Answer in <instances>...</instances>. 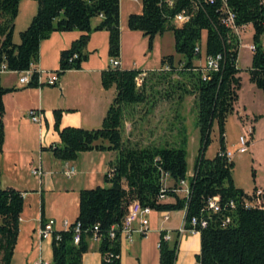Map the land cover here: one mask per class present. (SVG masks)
Instances as JSON below:
<instances>
[{
	"label": "trees",
	"instance_id": "1",
	"mask_svg": "<svg viewBox=\"0 0 264 264\" xmlns=\"http://www.w3.org/2000/svg\"><path fill=\"white\" fill-rule=\"evenodd\" d=\"M36 7L30 20L18 30V41L12 40L14 18L19 0H0V62L19 71L30 61H36L38 45L53 30L76 28L80 33L70 45L59 51L58 67L61 74L67 68H77L87 56L84 46L92 30L107 31V52H119V0H35ZM169 6L164 0H140V10L126 15V26L138 29L151 38L157 32L169 29L173 36V54H163L155 69L158 78L170 82V92L186 91L192 94L196 107V125L199 145L193 157L192 170L187 176L186 138L177 143L130 144L122 138L123 117L134 103L146 100L143 85H136L134 76L141 68L110 65L100 70L103 87L114 86V95L107 105L97 127L77 125L59 126L60 108L53 109V126L58 142L46 148L59 159L75 158L81 150L112 149L114 155L107 162L102 178L106 184H95L78 191L77 214L66 228L51 233L50 264H80L82 253L88 248L92 226L97 224L100 253L99 264L119 263V240L110 239V225L118 223L128 203L137 200L142 207L154 211L184 210L185 226L195 216L205 225H196L199 251L194 255L197 264H264V208L245 207L246 192L235 185L231 176L232 159L220 152L225 148L224 121L233 111L239 87L236 64L238 38L221 21L220 0H173ZM235 13V22H249L253 31L248 76L264 94V0H227ZM181 7L191 11L188 20L176 24L174 12ZM93 18H98L92 24ZM76 55H72L73 53ZM217 67H206L194 60L215 56ZM166 64L168 67L163 68ZM32 73L25 85H38ZM204 76V77H203ZM171 78V79H170ZM13 86L0 85V143L2 141V94ZM163 96L170 95L166 89ZM129 112V111H128ZM213 123L216 125L218 145L212 156L204 155L210 140ZM111 173L108 174V169ZM163 173L172 179L171 185L161 181ZM187 177L188 195L178 196V180ZM254 189V188H253ZM252 189V190H253ZM169 196L172 201H163ZM212 196L218 197V210L207 206ZM232 201V206L229 202ZM22 195L12 186L0 185V264H9L18 232ZM228 219V221H225ZM78 222L79 239L72 242L74 225ZM160 231L157 264H173L177 250V235L161 239Z\"/></svg>",
	"mask_w": 264,
	"mask_h": 264
},
{
	"label": "crops",
	"instance_id": "2",
	"mask_svg": "<svg viewBox=\"0 0 264 264\" xmlns=\"http://www.w3.org/2000/svg\"><path fill=\"white\" fill-rule=\"evenodd\" d=\"M19 10L20 0L14 23L18 21V27L21 28L28 23L35 10L33 8L29 10L30 12L27 10L20 17ZM97 19L93 18L91 23L94 24ZM118 25L120 31V24ZM247 25H250V32L248 34L249 40L245 43L251 41L253 31L251 23H247ZM79 33L80 30L76 28L51 31L47 37L39 41L38 55L33 66L37 69H56L59 51L69 46L71 40L76 38ZM12 40L18 41L14 37V30ZM100 42L107 45V31L105 29L92 30L84 46V50L87 52L86 58L80 62L79 67L67 68L58 74L56 84L41 83L37 86H25L17 80V77H13V74H17V72L11 69L2 72L0 75L1 86H13L11 90L2 94L4 123L0 143V178L4 170L8 172L9 182L3 186H12V188L19 190L22 195L18 232L9 264H28L39 258L50 262L51 236L40 237L38 228L48 219H52L53 230L63 229V223H70L77 214L78 191L81 188H90L95 184L103 185L99 178L106 170L108 160L114 155L112 149L81 150L75 158L62 160L54 157L51 151L46 148L50 143L59 141L58 133L53 126L54 108L61 110L59 126L77 125L86 128L99 126L105 109L114 95L113 85L105 88L100 83V70L106 67L108 59L106 62V60L99 61L93 57L96 44ZM239 47L240 44L238 45L237 56ZM118 54L120 56V47ZM250 57L249 63L245 66L246 69L250 65ZM194 61L200 63L198 59ZM119 66L126 67L122 64ZM237 67L240 83L237 88V98L233 103V112L237 113L239 123L243 127L246 124V119L250 123L256 119L255 115L258 110L252 106L254 96L257 99L255 104L256 102L261 103L262 111H264V95L261 97V89L249 79L248 72L244 75L245 83L242 81L241 68L238 65ZM243 88L251 92L249 97L253 99L240 97ZM28 108H36L41 111L42 120L40 123L34 121L30 123L27 120L28 117L26 118L25 114ZM250 125L253 130L254 124L251 123ZM154 137L155 135L152 133L150 135L149 132L141 135V141L145 144L160 143ZM250 146H252V142H250L247 150ZM225 148L229 149L226 145ZM24 164L27 167L33 166L41 169V173L34 183L18 184L21 178L19 167ZM69 164H72L75 170L67 176L62 169ZM191 170L192 167L187 172V176L190 175ZM185 179L187 180V177ZM164 184L171 185L172 179L167 177ZM234 184L243 191L249 192L256 186L264 188V178L259 181L255 179L250 189H246L235 182ZM175 192L180 197L184 196L182 191L177 190ZM29 196L31 199L26 201V208L25 198ZM163 201H172V198L166 196ZM164 213L167 214V219H163ZM183 217V209L173 211L149 210L146 214L148 231L145 236H141L133 230L130 241L127 239L119 240V263L157 264V243L160 231L176 230ZM138 224V221H134L132 229H136ZM198 251V232L185 234L178 241L173 264H195L194 255ZM99 263L100 253L97 250V244L89 239L88 248L82 253L80 264Z\"/></svg>",
	"mask_w": 264,
	"mask_h": 264
},
{
	"label": "rangeland",
	"instance_id": "3",
	"mask_svg": "<svg viewBox=\"0 0 264 264\" xmlns=\"http://www.w3.org/2000/svg\"><path fill=\"white\" fill-rule=\"evenodd\" d=\"M19 3V2H18ZM35 0H20L19 17L25 11L35 10ZM30 8V9H29ZM18 10V6H17ZM140 10V0H119L118 8V24H120L119 31V47H120V65L126 67H135L145 69V74L142 75L140 85H143L146 90V100L139 103L129 105L124 117L122 127V138L128 141L130 144H145L141 141V135H145L150 132L155 135V139L160 143H177L181 140V137L185 136L186 143V163L187 172L192 167V159L197 151L199 145V131L196 125V107L192 94L186 91L170 92V82L165 79L157 77L155 69L159 65V58L163 54H173L177 59L178 53L174 50L173 36L169 29H165L162 32H157L151 38L150 45H148V37L138 29H130L126 26V15L131 11ZM34 12V11H33ZM17 14V13H16ZM29 14V13H28ZM31 18V17H30ZM30 20V19H29ZM19 23L16 21L13 24L14 37L18 40V30L23 27H18ZM26 26V25H23ZM250 32V25H247L241 34V43L237 56V65L241 68L240 73L242 75V81L245 83L247 74L245 66L249 63V57L251 50L248 49L245 42L249 39L248 34ZM252 41V40H251ZM98 42V41H97ZM261 45L264 47V34L261 35ZM119 53V52H118ZM109 56L107 52L106 43L100 42L96 44V49L93 52V57L96 60L103 61ZM198 62H204V58L200 57ZM49 70V69H45ZM13 77H17V74H13ZM12 77V79H13ZM171 79V78H170ZM29 86V85H25ZM37 86V85H33ZM168 90L170 95L163 96L165 90ZM251 92L243 88L240 93L242 99H253L249 97ZM264 95L263 93L261 94ZM254 101L252 106L258 110L255 120H252L253 130L251 127L250 142L252 146L248 150L239 152L235 150L237 135L242 132L247 124H251L247 119L246 124L243 127L240 125L238 115L236 112L227 114L224 121V144L232 151V166L231 176L234 182L240 186H244L246 189H250L253 186L254 180L259 181L264 178V111H262V105ZM26 118L28 117L27 114ZM25 117V116H24ZM30 123L33 122L29 118ZM2 129L4 123V115L1 116ZM242 128V129H241ZM172 135H171V134ZM33 138V134L31 133ZM218 145L216 125L213 123L210 131V140L204 148L205 156H212ZM25 164L19 167L20 179L18 184H25L24 182H35L37 175L31 174V168ZM64 177V176H62ZM0 184L3 186L9 182V174L5 170L0 178ZM99 181L103 184L106 182L102 177ZM37 186V185H36ZM31 197L25 198L26 201ZM187 235V234H186ZM158 252V250H157Z\"/></svg>",
	"mask_w": 264,
	"mask_h": 264
},
{
	"label": "built area",
	"instance_id": "4",
	"mask_svg": "<svg viewBox=\"0 0 264 264\" xmlns=\"http://www.w3.org/2000/svg\"><path fill=\"white\" fill-rule=\"evenodd\" d=\"M167 5L171 6L173 0H164ZM220 10L222 12L221 21L224 25L230 28V30L237 36L238 38V45L240 44V36L243 32L244 28L246 27L247 23L249 22H242V23H236L235 22V13L231 9V7L228 5L227 0H220ZM191 15V11L188 10L185 7H181L180 9L176 10L172 16V20L176 24H180L186 20L189 19ZM248 47L249 50L254 49V43L252 41L248 43H244ZM73 56L76 55L74 52L72 54ZM219 57V54H216L215 56L207 55L204 57V64L208 68H216L217 67V59ZM237 59V57H236ZM108 63L112 66L120 64L119 56L113 55L108 57ZM163 68H167L168 66L164 64L162 66ZM8 70L6 64L4 61L0 62V75L2 72ZM17 72V80L20 83L26 84L32 75V73H35V79L37 84L46 83V84H56L58 81V73L55 70H45V69H37L33 66V61H30L28 66L26 68H23ZM145 74V69H140L139 72L134 76V81L136 85H140V80L142 78V75ZM204 77V76H203ZM26 114L28 118L31 121L40 123L42 120V113L39 109L36 108H28L26 110ZM251 133V125L247 124L245 128L242 130L241 133L237 135V141H236V147L235 150L242 152L247 150L249 144H250V136ZM224 155L227 158H231L232 151L230 149L224 148L222 151ZM66 166V165H65ZM107 169V168H106ZM63 173L65 175H70L74 172L75 168L72 164H69L67 167H64ZM108 174L111 173V169L109 168ZM31 173L39 176L41 173V169L39 167H32ZM168 177L167 173H163L161 176V181L164 184L165 179ZM165 185V184H164ZM182 191L184 196L188 195V185L187 180L185 178H181L178 180V185L176 188V191ZM243 205L245 207H258V208H264V188L262 186H256L253 190L246 192V197H243ZM207 206L213 210H218V197L212 196L207 201ZM229 206H232V201L229 202ZM150 209L148 207H142L137 200H132L128 203L126 210L122 217L120 218L118 223H114L110 225L108 230V237L110 239L115 238L117 236L118 240L120 239H127L131 240V232L137 231L141 236H145V234L148 231L147 228V219L146 214L148 213ZM163 219H167V214L164 213L162 215ZM134 221H138V227L136 229H132V223ZM225 221H228V219H225ZM52 219H48L46 222H44L39 228L38 233L39 236L42 238L50 237L51 233L53 231L52 229ZM69 223L64 222L63 223V229L67 227ZM204 226L205 220H197L195 216H192L189 220V226H185L184 217L181 222V224L177 227L175 231L177 235V240L184 236L185 234H191L193 232H197L195 226L196 225ZM92 234L90 239L94 242H98L99 240V234L97 231V224H94L92 226ZM174 231L164 230V232L161 234V239L165 241H169L172 239V235ZM79 239V228H78V222L74 225V231L72 236V242L76 244ZM158 245V243H157ZM28 264H50L45 259H36ZM197 264V263H195Z\"/></svg>",
	"mask_w": 264,
	"mask_h": 264
}]
</instances>
